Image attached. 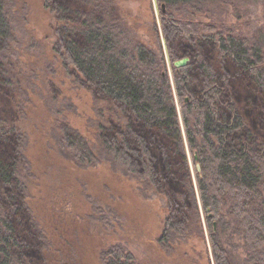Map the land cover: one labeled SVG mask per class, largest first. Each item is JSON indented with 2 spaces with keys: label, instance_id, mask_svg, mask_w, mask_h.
I'll return each mask as SVG.
<instances>
[{
  "label": "rangeland",
  "instance_id": "rangeland-1",
  "mask_svg": "<svg viewBox=\"0 0 264 264\" xmlns=\"http://www.w3.org/2000/svg\"><path fill=\"white\" fill-rule=\"evenodd\" d=\"M52 2L8 0L5 5L10 41L1 59L11 88L9 91L0 85L3 104L0 110L17 115L13 124L22 133L17 129L20 147L17 151L21 158L18 175L26 189L24 205L32 215L30 218L20 211L15 218L24 226L18 235L24 253L32 264H104L103 252L120 245L132 255L133 264L219 263L209 239L207 216L211 213L204 209L198 189L199 165L187 146L181 115L183 104L174 90L173 62L187 58V65L197 69L196 63L203 61L223 74L221 62L225 56L217 40L208 36L211 31L202 25L218 24L216 32L230 30L250 41L257 40L260 34L264 35V0L214 4L193 15L179 8L176 17L194 25L196 36H190L195 34L190 32L185 35L181 26L171 24L169 19L163 26L156 0H106L107 7L112 8L110 13L120 20L118 34L132 43L144 42L156 50L160 45L162 49L164 70L173 88L185 141L195 206L189 201V191L178 170L158 173L171 193L165 186L157 189L146 184L139 176L125 172L119 164L105 158L98 157L92 164L87 161L83 165L73 160L72 150L63 143L65 129L79 134L88 147L96 146L98 153L102 126L110 127L114 122L124 127L128 118L135 127V121L124 113L125 119L112 102L97 98L62 56L57 29L73 24L57 20L58 15L51 10ZM153 24L157 27V38ZM261 56L264 64V43ZM242 89L246 96L250 93L248 83ZM258 95V99L264 100L260 92ZM261 119L263 125L257 127L262 126L264 131V113ZM2 148L11 154L15 147L5 144ZM167 157L172 161L169 153ZM159 161L162 167L163 157L159 156ZM5 202L18 205L15 201ZM171 213L176 215L174 222L182 227L181 234L161 244L159 238ZM211 222L217 229L216 221ZM221 242L238 264H244L245 247L237 235L228 230Z\"/></svg>",
  "mask_w": 264,
  "mask_h": 264
},
{
  "label": "trees",
  "instance_id": "trees-1",
  "mask_svg": "<svg viewBox=\"0 0 264 264\" xmlns=\"http://www.w3.org/2000/svg\"><path fill=\"white\" fill-rule=\"evenodd\" d=\"M7 1L0 0V85L10 91L11 82L1 59L10 41L5 16ZM156 1L162 25L168 24L169 19L188 35L195 33V28L176 17L179 8L193 15L214 4L257 3L258 0ZM162 4L165 13L161 10ZM111 9L106 0H53L51 10L58 15L57 20L73 24V27L58 29L54 26L58 50L95 96L112 102L123 117L130 115L135 127L126 116L124 127L114 122L110 127L102 126L98 134L101 145L98 153L96 146L88 147L85 139L67 129L63 143L72 150L75 162L92 164L98 157L105 158L119 164L125 172L139 176L146 184L157 189L165 186L171 193L166 180L160 181L158 173L161 171L164 175V171L178 170L189 191V201L195 206L185 141L173 88L164 70L162 49L160 45L156 50L148 48L144 42L132 43L118 34L120 20L110 13ZM202 27L209 29L208 36L219 43L220 52L225 56L221 62L224 73L218 74L216 67L203 61L196 63L197 69L187 64L180 69L173 67V73L174 90L183 104L181 115L187 146L193 158L196 155L199 165L196 178L202 205L207 214L211 213L207 216L209 239L219 261L217 264H238L221 242L228 230L243 241L244 264H264V131L262 126L257 127V124L263 125L261 115L264 113V100L258 99L259 92L264 99L261 56L264 35L260 34L258 41H250L230 30L216 32L220 28L218 24ZM152 31L157 38L155 24ZM173 56L169 52L170 59ZM247 83L250 93L246 96L242 88ZM16 118L13 111L0 110V264H32L19 239L24 226L15 220L20 211L30 217L24 205L26 189L18 175L21 158L17 151L20 148L18 128L13 124ZM5 144L14 145L11 154L3 151ZM168 153L172 161L165 158ZM159 156L163 157V169ZM5 201H15L18 205H7ZM13 212H17L15 216ZM175 218L176 215L168 214L166 228L159 238L161 244L180 236L182 227L174 222ZM213 220L217 229L213 227ZM39 233L43 239L40 230ZM106 251L102 254L104 264H133L132 255L120 245Z\"/></svg>",
  "mask_w": 264,
  "mask_h": 264
},
{
  "label": "water",
  "instance_id": "water-1",
  "mask_svg": "<svg viewBox=\"0 0 264 264\" xmlns=\"http://www.w3.org/2000/svg\"><path fill=\"white\" fill-rule=\"evenodd\" d=\"M165 6L162 4L161 5V10H162V12L163 13H165V8H164ZM186 61H187V59H180V60H177V61H175L174 63H173V65H174V67H182V66H184L185 64H186ZM187 100V99H186ZM195 157V159H197V157H196V155L194 156ZM199 167V166H198ZM210 216V215H209ZM215 227V226H214Z\"/></svg>",
  "mask_w": 264,
  "mask_h": 264
},
{
  "label": "bare ground",
  "instance_id": "bare-ground-1",
  "mask_svg": "<svg viewBox=\"0 0 264 264\" xmlns=\"http://www.w3.org/2000/svg\"><path fill=\"white\" fill-rule=\"evenodd\" d=\"M183 59H187V58H183ZM187 60H188V59H187ZM186 64H187V61H186ZM186 64H185V65H186ZM182 67H183V66H182ZM177 68H179V67H177Z\"/></svg>",
  "mask_w": 264,
  "mask_h": 264
}]
</instances>
